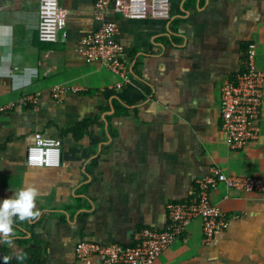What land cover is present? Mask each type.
<instances>
[{
  "label": "crops",
  "instance_id": "obj_1",
  "mask_svg": "<svg viewBox=\"0 0 264 264\" xmlns=\"http://www.w3.org/2000/svg\"><path fill=\"white\" fill-rule=\"evenodd\" d=\"M58 1L66 25L44 42L39 0H0V199L34 187L40 213L15 220L0 264H75L80 241L130 245L137 231L165 227L167 203L191 199L214 169L264 179V85L258 138L234 150L220 129L221 87L244 68L250 43L264 72V0H169L167 19L106 9L124 48L129 82L120 87L80 52L100 26L97 0ZM54 85L68 88L60 100ZM83 120L78 138L72 129ZM36 132L61 141L57 166L26 164ZM209 197L229 226L204 242L194 219L153 264H264V193L218 183Z\"/></svg>",
  "mask_w": 264,
  "mask_h": 264
},
{
  "label": "built area",
  "instance_id": "obj_2",
  "mask_svg": "<svg viewBox=\"0 0 264 264\" xmlns=\"http://www.w3.org/2000/svg\"><path fill=\"white\" fill-rule=\"evenodd\" d=\"M111 8L115 13L130 19L148 16L167 19L170 17L169 0H97L95 18L100 21L98 29L80 39V52L87 63H103L119 78L117 86L129 82L127 68L121 60L124 50L116 40L115 21L104 20V11ZM67 11L58 0H39L38 39L55 42L66 25ZM264 72L256 64V49L248 45L244 68L233 81L224 83L220 90V129L225 134L231 149L240 150L255 141L260 131V112ZM68 92L62 85H54L51 95L60 100ZM26 100L37 102V95ZM5 110L0 107V114ZM61 141L40 132L26 149L25 161L29 166L50 167L60 162ZM218 183L228 189L264 193V179L254 175H227L216 169L197 180L195 195L188 201H170L166 205L168 222L165 227L143 228L134 234L133 243L99 244L80 241L75 247V264H90V257L97 255L100 264H153L156 259L177 239H186L187 228L194 219H200L204 242L229 226V220L218 206L210 201L209 192Z\"/></svg>",
  "mask_w": 264,
  "mask_h": 264
},
{
  "label": "clouds",
  "instance_id": "obj_3",
  "mask_svg": "<svg viewBox=\"0 0 264 264\" xmlns=\"http://www.w3.org/2000/svg\"><path fill=\"white\" fill-rule=\"evenodd\" d=\"M38 190L34 187H22L10 197L0 199V241H11L16 219L34 220L39 216L35 210ZM7 264V258H2Z\"/></svg>",
  "mask_w": 264,
  "mask_h": 264
},
{
  "label": "trees",
  "instance_id": "obj_4",
  "mask_svg": "<svg viewBox=\"0 0 264 264\" xmlns=\"http://www.w3.org/2000/svg\"><path fill=\"white\" fill-rule=\"evenodd\" d=\"M88 123H90L89 120H83L80 123H78L76 127H74L72 129L73 132L78 131V135H76V137L79 138L82 135V133H83L84 129L86 128V126L88 125ZM7 264H17V261H16V259L7 260Z\"/></svg>",
  "mask_w": 264,
  "mask_h": 264
}]
</instances>
